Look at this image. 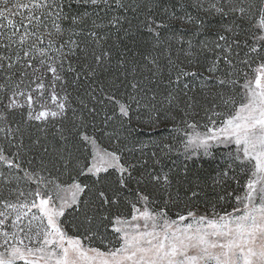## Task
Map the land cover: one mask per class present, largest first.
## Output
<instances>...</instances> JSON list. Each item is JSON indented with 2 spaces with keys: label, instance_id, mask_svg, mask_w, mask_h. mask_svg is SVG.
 Returning a JSON list of instances; mask_svg holds the SVG:
<instances>
[{
  "label": "rangeland",
  "instance_id": "obj_1",
  "mask_svg": "<svg viewBox=\"0 0 264 264\" xmlns=\"http://www.w3.org/2000/svg\"><path fill=\"white\" fill-rule=\"evenodd\" d=\"M92 103L111 126L168 110L178 173L99 239L61 221L128 151L79 134L58 183V136ZM0 264H264V0H0Z\"/></svg>",
  "mask_w": 264,
  "mask_h": 264
},
{
  "label": "trees",
  "instance_id": "obj_2",
  "mask_svg": "<svg viewBox=\"0 0 264 264\" xmlns=\"http://www.w3.org/2000/svg\"><path fill=\"white\" fill-rule=\"evenodd\" d=\"M155 94L158 92L154 96ZM92 108L94 112L90 113ZM157 108L155 105V109L144 110L140 116L129 109L127 118L113 119L117 122L116 126L122 129L121 132L115 130L113 133L112 130L116 127L114 122L111 126L110 120L105 119L106 122L100 119V116H107L108 111L101 112L92 103L87 106L82 120L75 125V131L67 132L62 128V135L58 136L59 184H66L81 175L83 162L88 154L82 151L79 139V134L82 133L92 136L104 148L114 145L127 150L129 161L126 164L122 157L121 163L128 166L130 172L129 176L121 177L114 172H108L96 179H82L84 192L79 205L67 212L61 221L68 235L85 238L91 234L94 239H99L98 237L106 233L110 234L115 218L128 217L131 214L137 194L143 193L151 198V186L155 178L166 176L173 179L176 176L177 172L173 173L168 164L171 147L166 145L170 137L167 121L171 113ZM182 178L184 177L181 176ZM94 246L100 248L98 245Z\"/></svg>",
  "mask_w": 264,
  "mask_h": 264
}]
</instances>
